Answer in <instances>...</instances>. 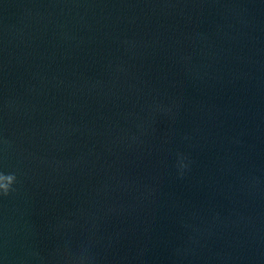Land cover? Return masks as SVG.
Returning <instances> with one entry per match:
<instances>
[{"label": "water", "instance_id": "95a60500", "mask_svg": "<svg viewBox=\"0 0 264 264\" xmlns=\"http://www.w3.org/2000/svg\"><path fill=\"white\" fill-rule=\"evenodd\" d=\"M0 264H264V0H0Z\"/></svg>", "mask_w": 264, "mask_h": 264}]
</instances>
